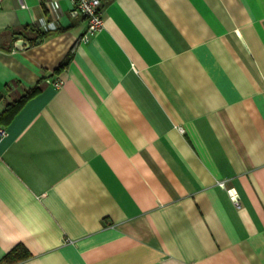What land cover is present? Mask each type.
Segmentation results:
<instances>
[{
  "label": "crops",
  "instance_id": "crops-1",
  "mask_svg": "<svg viewBox=\"0 0 264 264\" xmlns=\"http://www.w3.org/2000/svg\"><path fill=\"white\" fill-rule=\"evenodd\" d=\"M102 7L0 6V264H264V0Z\"/></svg>",
  "mask_w": 264,
  "mask_h": 264
},
{
  "label": "built area",
  "instance_id": "built-area-1",
  "mask_svg": "<svg viewBox=\"0 0 264 264\" xmlns=\"http://www.w3.org/2000/svg\"><path fill=\"white\" fill-rule=\"evenodd\" d=\"M3 0H0V6ZM78 7L84 16L86 22V30L83 34V39L87 40L91 35L96 34L104 26V14H103V0H72ZM44 26H52V21L43 22ZM55 86H61L62 79H56L51 81ZM6 134V129L0 126V140ZM223 183V182H222Z\"/></svg>",
  "mask_w": 264,
  "mask_h": 264
},
{
  "label": "trees",
  "instance_id": "trees-1",
  "mask_svg": "<svg viewBox=\"0 0 264 264\" xmlns=\"http://www.w3.org/2000/svg\"><path fill=\"white\" fill-rule=\"evenodd\" d=\"M70 58V55L67 56V58L62 61V63L59 65V67L55 68V72L59 70L60 67H63L69 60ZM41 79H44V77H42ZM38 89V86L34 87V88H31L30 90L27 91V93L24 95H22L21 97H19L17 99V101H15L13 104H12V107L13 106H18L20 107V105L30 96L32 95L36 90ZM12 107H11V110L10 112L12 111ZM10 108L8 107L6 109L9 110ZM26 248L22 245H17L16 247H14L7 255H6V258L8 261H15L17 259H20L22 257H24L27 252H26ZM26 253V254H25Z\"/></svg>",
  "mask_w": 264,
  "mask_h": 264
},
{
  "label": "water",
  "instance_id": "water-1",
  "mask_svg": "<svg viewBox=\"0 0 264 264\" xmlns=\"http://www.w3.org/2000/svg\"><path fill=\"white\" fill-rule=\"evenodd\" d=\"M25 44H26V42H25V41H22V42H21V45H19L18 43H16V46L22 48Z\"/></svg>",
  "mask_w": 264,
  "mask_h": 264
}]
</instances>
